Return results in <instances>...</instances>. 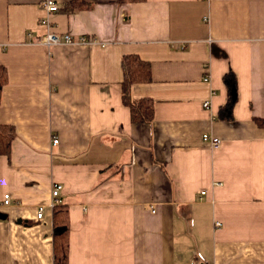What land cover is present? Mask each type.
I'll list each match as a JSON object with an SVG mask.
<instances>
[{"label": "crops", "instance_id": "crops-1", "mask_svg": "<svg viewBox=\"0 0 264 264\" xmlns=\"http://www.w3.org/2000/svg\"><path fill=\"white\" fill-rule=\"evenodd\" d=\"M57 1L54 30L95 43L49 48L40 0H0V124L17 133L0 154V264H54L56 183L69 264H264V0ZM131 53L151 66L131 89L154 100L150 122L123 102Z\"/></svg>", "mask_w": 264, "mask_h": 264}, {"label": "trees", "instance_id": "trees-1", "mask_svg": "<svg viewBox=\"0 0 264 264\" xmlns=\"http://www.w3.org/2000/svg\"><path fill=\"white\" fill-rule=\"evenodd\" d=\"M121 1H143V0H121ZM84 3L75 2L71 8L84 6ZM124 80L122 82L123 102L129 106L133 121L150 122L154 116V100L150 97L133 99L131 89L136 82H146L151 80L150 63L142 59L137 54H125L122 58ZM8 71L0 65V102L3 86L8 82ZM230 88V97L225 105L220 109L219 115L223 118H231L236 98L232 93L237 87V77L233 71L224 76ZM257 124L264 129V118L256 117ZM16 129L11 124H0V154L10 155L13 140L16 138ZM53 223L56 228L54 234V264H69V207L67 203L60 202L53 207Z\"/></svg>", "mask_w": 264, "mask_h": 264}, {"label": "built area", "instance_id": "built-area-1", "mask_svg": "<svg viewBox=\"0 0 264 264\" xmlns=\"http://www.w3.org/2000/svg\"><path fill=\"white\" fill-rule=\"evenodd\" d=\"M40 4L43 7L45 11V15L41 19V24L45 28L44 36L42 37L41 41L47 46V47H53L56 45L64 44V45H74L78 43H86V44H93L95 43V39L90 36H81L79 39L75 40V37L72 33L66 32V33H58L54 30V23L51 18V14L58 11L60 9V5L57 0H40ZM203 105L205 107H208L210 105V101L206 100ZM205 140H208L211 145L215 148H218L221 146L222 139L218 136H215L213 134L205 133L203 135ZM58 140L56 137L53 139V143H58ZM63 188V185L61 183H56L52 189V201L49 203L52 207H54L55 204L61 202L60 192ZM204 193V192H203ZM11 203V194L5 193L3 197L2 205H10ZM46 208V204H41L38 207V213L37 216L41 218L44 214V210ZM217 224H220L218 222ZM198 259L202 262L205 261V256L201 252H197Z\"/></svg>", "mask_w": 264, "mask_h": 264}, {"label": "water", "instance_id": "water-1", "mask_svg": "<svg viewBox=\"0 0 264 264\" xmlns=\"http://www.w3.org/2000/svg\"><path fill=\"white\" fill-rule=\"evenodd\" d=\"M232 93H233V95H234V98H236V97H237V91H236L235 88L233 89ZM0 216H1V215H0Z\"/></svg>", "mask_w": 264, "mask_h": 264}]
</instances>
